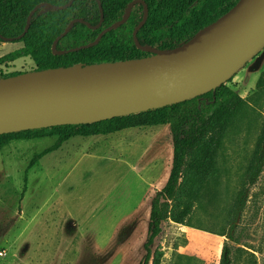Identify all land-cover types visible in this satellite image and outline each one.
<instances>
[{
	"label": "rangeland",
	"instance_id": "rangeland-1",
	"mask_svg": "<svg viewBox=\"0 0 264 264\" xmlns=\"http://www.w3.org/2000/svg\"><path fill=\"white\" fill-rule=\"evenodd\" d=\"M0 45V58L23 47ZM35 68L25 57L0 66V74ZM263 73L264 49L227 83L246 105L188 224L163 223L154 246L164 253L161 264H221L226 243L248 251L239 264H264V141L258 174L247 177L264 130ZM56 140L14 141L0 150V264H139L152 199L172 169L169 127L133 124L75 137L34 162ZM242 190V208L229 216Z\"/></svg>",
	"mask_w": 264,
	"mask_h": 264
},
{
	"label": "trees",
	"instance_id": "trees-1",
	"mask_svg": "<svg viewBox=\"0 0 264 264\" xmlns=\"http://www.w3.org/2000/svg\"><path fill=\"white\" fill-rule=\"evenodd\" d=\"M71 0H0V34L5 38H17L28 26L31 11L39 4L63 6ZM104 11L102 26L90 28L78 22L57 44L58 51L71 50L94 42L106 28L123 19L129 4L134 0H100ZM148 6L146 24L138 32L141 45L171 51L189 40L206 26L229 12L240 0H142ZM145 14V6L133 7L128 21L121 27L106 33L92 47L64 55L53 52L55 40L65 31L70 22L82 19L91 26L101 22V10L97 0H76L66 10L50 7L40 8L32 17L26 35L15 43L23 47L0 58V66L20 58H30L35 63L34 71L52 68L73 69L77 65L87 66L114 63L152 56L138 49L134 31ZM0 43H5L0 38ZM22 72L0 74V79L20 75ZM258 92H264V73L258 82ZM246 105V100L227 84L197 98L137 115L119 117L94 124L62 125L34 128L0 135V150L14 141L37 140L56 137L54 145L36 154L34 162L59 150L63 144L75 137L107 135L133 124L169 127L173 141V163L169 179L151 202L145 255L139 264H161L164 253L154 249L162 225L173 222L187 225L199 201L204 184L211 176L218 153L227 132ZM264 130L258 148L249 165L248 180L258 174ZM244 181V188H245ZM243 190L228 209L232 216L242 208ZM226 234L224 233L223 236ZM233 240V237H229ZM238 243L237 241H235ZM239 244V243H238ZM241 247L226 243L221 264H239L243 253ZM251 264V263H249Z\"/></svg>",
	"mask_w": 264,
	"mask_h": 264
},
{
	"label": "water",
	"instance_id": "water-1",
	"mask_svg": "<svg viewBox=\"0 0 264 264\" xmlns=\"http://www.w3.org/2000/svg\"><path fill=\"white\" fill-rule=\"evenodd\" d=\"M63 6L37 5L28 17L42 7L66 10ZM91 26L75 19L55 40L53 52L64 55L96 46L102 37L122 25L138 3L145 6L144 18L134 31L138 49L152 56L104 63L77 65L73 69L52 68L0 79V135L34 128L94 124L182 103L227 84L248 62L264 49V0H240L229 12L206 26L185 44L163 51L140 44L137 34L147 22L149 9L142 0L132 1L123 19L103 30L98 38L79 48L58 51L57 44L81 22L98 29L104 20Z\"/></svg>",
	"mask_w": 264,
	"mask_h": 264
},
{
	"label": "crops",
	"instance_id": "crops-1",
	"mask_svg": "<svg viewBox=\"0 0 264 264\" xmlns=\"http://www.w3.org/2000/svg\"><path fill=\"white\" fill-rule=\"evenodd\" d=\"M1 44H4V43H1ZM1 46V45H0Z\"/></svg>",
	"mask_w": 264,
	"mask_h": 264
}]
</instances>
